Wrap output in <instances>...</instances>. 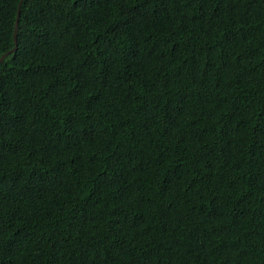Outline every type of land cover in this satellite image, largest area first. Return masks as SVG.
Here are the masks:
<instances>
[{
	"label": "trees",
	"instance_id": "1",
	"mask_svg": "<svg viewBox=\"0 0 264 264\" xmlns=\"http://www.w3.org/2000/svg\"><path fill=\"white\" fill-rule=\"evenodd\" d=\"M0 264H264V0H22Z\"/></svg>",
	"mask_w": 264,
	"mask_h": 264
},
{
	"label": "water",
	"instance_id": "2",
	"mask_svg": "<svg viewBox=\"0 0 264 264\" xmlns=\"http://www.w3.org/2000/svg\"><path fill=\"white\" fill-rule=\"evenodd\" d=\"M21 1L18 3V9L16 13V19H15V24H14V30H13V41H14V46L9 49L7 52L3 53L0 56V62L4 60V58L11 52L15 51L17 49V30H18V21H19V13H20V6H21Z\"/></svg>",
	"mask_w": 264,
	"mask_h": 264
}]
</instances>
